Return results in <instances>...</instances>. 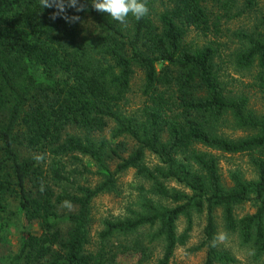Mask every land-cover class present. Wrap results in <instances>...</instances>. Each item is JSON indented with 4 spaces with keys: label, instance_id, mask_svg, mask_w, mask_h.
<instances>
[{
    "label": "trees",
    "instance_id": "1",
    "mask_svg": "<svg viewBox=\"0 0 264 264\" xmlns=\"http://www.w3.org/2000/svg\"><path fill=\"white\" fill-rule=\"evenodd\" d=\"M235 2L147 0L146 16L121 24L91 0L55 19L41 0H0V232L19 216L38 227L19 239L7 264H170L199 215L202 238L190 251L205 249L203 264H233L217 243L219 210L225 230L250 248L248 264H264V114L226 89L217 44L186 41L192 30H217L213 4L227 13ZM238 36L247 43L235 60L256 70L264 93V33ZM135 68L142 99L126 111ZM227 115L248 135H222ZM108 128L109 139H96ZM222 155L248 156L255 177L236 169L226 186ZM83 158L97 167L93 187L66 169L67 160ZM128 169L144 183L138 207L105 218L92 242V203L115 191ZM247 202L255 210L237 217Z\"/></svg>",
    "mask_w": 264,
    "mask_h": 264
},
{
    "label": "rangeland",
    "instance_id": "2",
    "mask_svg": "<svg viewBox=\"0 0 264 264\" xmlns=\"http://www.w3.org/2000/svg\"><path fill=\"white\" fill-rule=\"evenodd\" d=\"M211 10L214 16H220L217 30L212 27L205 34L192 30L189 32L186 41L198 47L210 42L215 45L217 44L219 46V52L218 59L216 60L220 66V79L225 83L226 89L234 94L247 96L249 99V110L257 115H263L264 93L258 87V81L255 79L256 70L254 68L241 69V66L237 64L235 59L247 43V40L241 39L239 37L240 35L238 36L239 32L244 31L248 36L254 35L255 37L264 33V0H260L252 7H247L245 0H236L235 6L227 13L217 4H213ZM141 86L142 74L140 70L135 68V73L130 82V91L124 102L126 111H133L140 106L142 99L140 93ZM109 132L110 128L94 136L96 139H109ZM219 132L231 139L248 135V132L239 129L235 125L234 120L229 115L219 124ZM219 158L222 179L226 186L230 185V171L236 169L242 172L244 179L251 180L255 177L254 169L250 165L248 156L229 157L228 155H222ZM111 168L113 169V166ZM66 169L78 170L75 177L76 182L80 184L93 187L100 181V176L97 175V167L86 158L82 159V164H73L71 160H67ZM139 186H144L143 181L134 174L133 170L128 169L118 175L115 191L101 194L93 201L89 230V236L92 242L96 241V235L102 229L105 218L123 217L128 209L138 207L136 200L140 198ZM64 210L68 211V209H61V211ZM254 210V204L247 202L236 208V215L240 217L244 214L252 213ZM217 216V243L219 249L228 251L234 257L236 262L233 264H248L250 248L242 245L236 235L230 234L225 230L220 210ZM1 222L2 215L0 214ZM203 226V216H196L188 243L175 250L170 264H203L205 249L196 252L190 251L192 247L199 244L202 238ZM184 227V220H179L177 223L178 230L182 231ZM28 231L38 232V227L25 223L20 216L11 225L2 229L0 232L2 238L0 241V264H7L9 262V256L16 248L19 239ZM127 262L124 260L122 263L126 264Z\"/></svg>",
    "mask_w": 264,
    "mask_h": 264
},
{
    "label": "clouds",
    "instance_id": "3",
    "mask_svg": "<svg viewBox=\"0 0 264 264\" xmlns=\"http://www.w3.org/2000/svg\"><path fill=\"white\" fill-rule=\"evenodd\" d=\"M91 2L95 10L109 14L114 21L121 24L127 22L130 14L139 20L149 12L147 0H91ZM68 7L74 8L77 12L83 10L79 6V0H41L42 9H56L53 19L63 14ZM63 18L66 21H78L80 19L79 16H64Z\"/></svg>",
    "mask_w": 264,
    "mask_h": 264
}]
</instances>
